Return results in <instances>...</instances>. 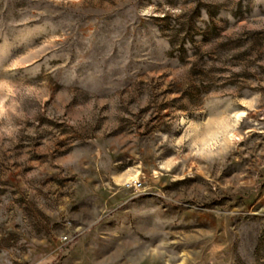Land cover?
<instances>
[{"label":"rangeland","instance_id":"obj_1","mask_svg":"<svg viewBox=\"0 0 264 264\" xmlns=\"http://www.w3.org/2000/svg\"><path fill=\"white\" fill-rule=\"evenodd\" d=\"M0 264H264V0H0Z\"/></svg>","mask_w":264,"mask_h":264},{"label":"built area","instance_id":"obj_2","mask_svg":"<svg viewBox=\"0 0 264 264\" xmlns=\"http://www.w3.org/2000/svg\"><path fill=\"white\" fill-rule=\"evenodd\" d=\"M137 182V181H136ZM133 182V183H131L129 186H136V185H138L139 184V182Z\"/></svg>","mask_w":264,"mask_h":264}]
</instances>
